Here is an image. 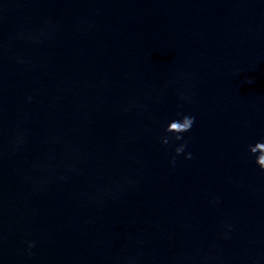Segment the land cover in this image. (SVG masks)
I'll list each match as a JSON object with an SVG mask.
<instances>
[{
  "label": "water",
  "instance_id": "1",
  "mask_svg": "<svg viewBox=\"0 0 264 264\" xmlns=\"http://www.w3.org/2000/svg\"><path fill=\"white\" fill-rule=\"evenodd\" d=\"M259 141L264 0H0V264H264Z\"/></svg>",
  "mask_w": 264,
  "mask_h": 264
},
{
  "label": "clouds",
  "instance_id": "2",
  "mask_svg": "<svg viewBox=\"0 0 264 264\" xmlns=\"http://www.w3.org/2000/svg\"><path fill=\"white\" fill-rule=\"evenodd\" d=\"M248 83H252V80H248ZM195 122L194 116L183 115L182 119L172 120L167 127L165 128V133L163 137H161V143L168 145L171 140L180 141L183 139L182 134L185 132H189ZM168 133L173 135L169 136ZM186 147V142L181 144L180 146L175 148V153L177 156L184 153ZM249 152L252 155H255V163L258 165L261 171H264V141L256 142L255 145H249ZM192 154L189 152L186 154L185 159H191ZM172 163H175V157H173ZM29 247H33V244H29Z\"/></svg>",
  "mask_w": 264,
  "mask_h": 264
}]
</instances>
